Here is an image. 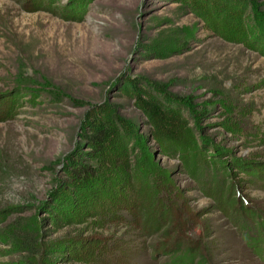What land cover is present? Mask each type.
Instances as JSON below:
<instances>
[{"label":"rangeland","instance_id":"obj_1","mask_svg":"<svg viewBox=\"0 0 264 264\" xmlns=\"http://www.w3.org/2000/svg\"><path fill=\"white\" fill-rule=\"evenodd\" d=\"M130 176L174 191L156 229ZM73 190L94 264H264V0H0V264L85 227Z\"/></svg>","mask_w":264,"mask_h":264},{"label":"trees","instance_id":"obj_2","mask_svg":"<svg viewBox=\"0 0 264 264\" xmlns=\"http://www.w3.org/2000/svg\"><path fill=\"white\" fill-rule=\"evenodd\" d=\"M131 170V168H130ZM152 174V173H151ZM112 176L104 177V180L100 181V185H102V188H104V192L106 193V188L110 191H108V195L105 196V199L101 200L104 202L106 208H101L102 210L96 209L93 213L90 214L88 217H101L105 215V209L109 212H114L119 208V203H114L112 200L115 198L113 195V188L115 186L116 189L119 187V179L118 178H111ZM129 178V179H127ZM122 179L124 181V190L125 188L129 189L128 191V197L126 199L122 200L123 205L125 206L123 209L125 210H133L138 209L140 211V216L137 217V222L144 223V224H150L151 227L158 226V213L160 209V201L168 200V196H171L174 191L172 190H166V187L158 186V183L154 185L152 183V180L149 179V177H146L144 179V187H136L133 182H135L133 176L127 177ZM128 180V181H127ZM127 186V187H126ZM90 190H93L94 188H89ZM121 189V188H120ZM122 190V189H121ZM70 191V189H69ZM80 190H73V192L70 193V195L65 196L63 198H56L54 196L50 197L51 203L49 204V211L50 216L52 217L50 222H53L54 226H60L65 225L64 227L68 226L71 227L73 225L80 226L84 225L83 220H79L77 214V210L79 208L83 207L81 206V203L79 202V199H77V192ZM93 192L88 191V193ZM59 195V194H58ZM90 195V194H89ZM162 195V198L159 199V196ZM86 197V196H85ZM165 197V198H164ZM144 198L146 200L145 204L141 206V204H138V201ZM48 204V203H47ZM118 205V206H117ZM82 214H80V217ZM53 219V220H52ZM72 224V225H71ZM89 224H85L83 229H80V227H76L75 229H72L70 232L64 233L59 238H56L55 240L49 242L47 245H45V238H39V240L36 238V244L39 249L34 247V241L29 237L27 238L25 234H20L22 241L20 242V249H18L17 253H19L21 256L27 255L30 258H37L39 256H42L46 259L48 264L51 263H61L65 262V264H94V261L99 262L97 260L96 256L97 254L93 252H89L85 256L79 258L78 255L81 251H85V248H87L89 245L100 244L98 229L95 227H88ZM154 230V229H153ZM24 232V230H22ZM90 233V235H86L85 233ZM50 237V235H48ZM31 239V240H30ZM260 241V240H259ZM261 244V242H258ZM76 249L79 250V254H75L77 252ZM161 251L168 250V246H163ZM177 250H180L177 248ZM72 252V256L66 255ZM27 257V259L29 258ZM26 259V258H25Z\"/></svg>","mask_w":264,"mask_h":264}]
</instances>
